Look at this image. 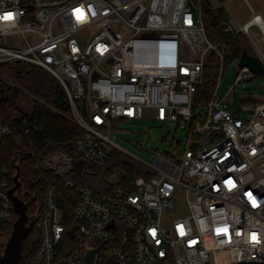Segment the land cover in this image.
<instances>
[{"label": "built area", "instance_id": "obj_1", "mask_svg": "<svg viewBox=\"0 0 264 264\" xmlns=\"http://www.w3.org/2000/svg\"><path fill=\"white\" fill-rule=\"evenodd\" d=\"M222 24L242 32L264 64L252 30L264 40L260 11L252 8L240 26ZM212 53L220 61L217 82L195 117L193 95ZM225 61L195 0H0V66L22 62L52 73L69 100L70 111L59 112L85 130L77 141L82 161L61 149L39 159L14 157L15 194L26 203L38 190L21 168L34 179L40 171L51 176L39 243L26 264H87V251L105 239L93 264L264 261V100L245 102L244 116L233 112L217 95ZM239 67L235 84L254 74ZM7 77L0 73V81L18 86ZM147 109L186 132L183 153L162 151L142 162L151 174H137L132 188L97 192L84 183L107 163L110 148L124 150L112 140L114 123L141 119ZM40 128L28 119L14 126L0 119V140L22 134L31 145ZM17 166L0 158V223L12 229L18 215L8 189ZM64 187L74 195H63ZM64 207H71L73 224Z\"/></svg>", "mask_w": 264, "mask_h": 264}, {"label": "trees", "instance_id": "obj_2", "mask_svg": "<svg viewBox=\"0 0 264 264\" xmlns=\"http://www.w3.org/2000/svg\"><path fill=\"white\" fill-rule=\"evenodd\" d=\"M198 2L201 4L207 35L213 43L226 50V61L229 53L236 58L241 56L244 50L256 55L249 40L242 32H228L224 29L222 22L229 19L226 8L214 6L211 0H198ZM219 62L218 55L212 53L206 63L204 78L193 95L192 109L195 117L200 115L202 106L212 98L219 73ZM0 72L12 77L19 84L18 87L0 81V119L12 126L21 123L24 119L42 125V128L31 132V145L28 144L26 136L22 134L0 140L1 160L13 167L14 157L20 152L21 157L39 159L50 151L61 149L68 152L75 160L80 161L84 156L77 148V141L84 136L85 130L59 112L70 111L67 94L59 80L41 67L22 62L2 65ZM256 100L252 96L242 98L244 102ZM25 150H28L27 153ZM22 173L30 177V184L35 185L38 190L35 199H27L28 213L36 220V225L24 240L21 264H26L39 243V214L43 208L46 186L51 176L40 171L36 173L34 179V174L21 168ZM137 174L148 177L151 170L129 154L116 148H110L107 163L98 167L94 174L85 175L82 181L97 192H112L120 187L132 188ZM113 176L116 180L112 179ZM63 195H74V192L64 187ZM37 202L40 203V208L37 207ZM64 212L70 224H73L75 219L72 216L71 207H64ZM11 232L12 226L0 223V239L5 235L9 236Z\"/></svg>", "mask_w": 264, "mask_h": 264}, {"label": "rangeland", "instance_id": "obj_3", "mask_svg": "<svg viewBox=\"0 0 264 264\" xmlns=\"http://www.w3.org/2000/svg\"><path fill=\"white\" fill-rule=\"evenodd\" d=\"M195 1L199 3L198 0ZM211 2L216 7L223 6L226 8L229 13V20L235 26H240L250 19L252 8L260 11L264 17V0H211ZM252 30L261 41L264 51V40L261 37V32L256 26H253ZM239 69L238 58L229 53L217 95L219 98L224 97L226 104L233 112L244 116L246 115L245 102L242 101L244 96L264 100V74L254 73L250 79L235 84ZM7 78L12 79L19 87L15 79L10 76ZM152 114V111L147 109L145 116L141 119L115 122L112 140L139 162L151 163L162 151L169 155L177 153L181 155L187 145L186 132L182 129L176 130L168 123L154 119ZM177 140L181 141L177 143ZM112 179L116 180V177L113 176ZM10 235H5L0 239V256L4 253Z\"/></svg>", "mask_w": 264, "mask_h": 264}, {"label": "water", "instance_id": "obj_4", "mask_svg": "<svg viewBox=\"0 0 264 264\" xmlns=\"http://www.w3.org/2000/svg\"><path fill=\"white\" fill-rule=\"evenodd\" d=\"M239 66H249L255 74H260V75L264 74V64L261 61L260 57L258 55H252L246 50H244L240 56ZM17 167H18V173L14 177L15 185L12 188L8 189V194L14 204V209L18 215V218L16 222L13 224V229L9 239L6 242L4 253L0 256V264H21V258L24 248V240L29 236L30 232L33 230V228L36 225V220L30 219L27 203L19 195L15 194V191L17 190L20 184L18 180L19 166ZM103 242L95 249H91L90 251H87L86 254L87 264H93L96 251L103 244ZM58 264H71V263L64 261ZM234 264H264V261L241 260Z\"/></svg>", "mask_w": 264, "mask_h": 264}, {"label": "snow or ice", "instance_id": "obj_5", "mask_svg": "<svg viewBox=\"0 0 264 264\" xmlns=\"http://www.w3.org/2000/svg\"><path fill=\"white\" fill-rule=\"evenodd\" d=\"M77 11H79V10H77ZM5 18H6V19H7V18H11V13L6 14Z\"/></svg>", "mask_w": 264, "mask_h": 264}]
</instances>
